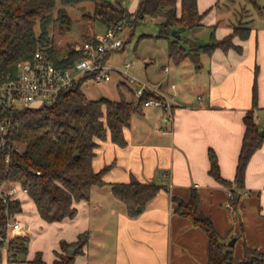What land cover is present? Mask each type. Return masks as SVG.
<instances>
[{
    "label": "crops",
    "instance_id": "obj_1",
    "mask_svg": "<svg viewBox=\"0 0 264 264\" xmlns=\"http://www.w3.org/2000/svg\"><path fill=\"white\" fill-rule=\"evenodd\" d=\"M128 1L120 2L134 12L139 0ZM235 2L197 0L203 13L201 25L190 30L207 33L194 37L213 41L234 32L235 46L200 49L197 62L190 56L177 61L168 51L170 63L164 66L163 77L147 80L173 95L172 104H150L149 108L143 104V111L134 113L124 128V145L113 141L110 133L107 139H99L93 165L96 170L106 167L105 183L93 185L89 199L75 202V215L48 221L33 198L24 195L19 218L25 222L24 234L30 236L28 252L25 259L11 261L9 243L4 242L1 264H33L38 250L45 264H55L57 252H63L61 242H75L82 233H87V241L72 264H208L206 230L175 211L173 196L188 200L193 190L199 194V209L213 220L221 238L226 242L236 238L232 245L235 262L244 257L245 243L264 252V138L247 163L244 186L235 183L246 112L253 110L264 129V6L258 3L256 7L251 0ZM244 6L249 23L235 32ZM246 30L248 34L241 36ZM114 73L119 75L118 85L126 81L124 75ZM211 149L222 176L238 190L237 209L229 205V187L210 173ZM133 177L163 185L134 214L112 190L113 182ZM38 236L41 242L33 246Z\"/></svg>",
    "mask_w": 264,
    "mask_h": 264
},
{
    "label": "trees",
    "instance_id": "obj_2",
    "mask_svg": "<svg viewBox=\"0 0 264 264\" xmlns=\"http://www.w3.org/2000/svg\"><path fill=\"white\" fill-rule=\"evenodd\" d=\"M80 1L83 0H0V75L15 74L18 63L31 58L38 47L45 50L56 64L73 65L83 52L71 49L67 55L59 57L50 36V25L58 22L60 33L71 30L73 19L66 5ZM94 1L96 12L108 23L126 18L132 25L150 17L160 18V32L165 37H168L165 33L172 34L176 29L180 37L170 38L169 55L177 61L190 56L197 62L200 49L235 46L234 32L220 39L213 38L214 43L204 47L198 45L197 38L184 35L186 30L201 25L203 13L198 9L197 0H139L134 12L128 11L120 1ZM251 1L258 3L257 0ZM247 31H243L241 36H246ZM89 77L90 74L84 75L72 87L63 89L50 103L0 108V115L7 117L8 121L6 133L0 132V184L19 181L27 186L39 213L48 221L75 215V202L89 199L93 185L105 183L103 173L106 167L96 170L93 165L99 139H107L110 133L113 141L124 145L125 126L130 124L134 113L143 111L144 101L152 96L146 92L141 97L133 94V98H127L120 91L117 99L107 96L90 98L83 89ZM253 99L256 103L257 79ZM244 121L246 128L235 175L238 187L244 186L247 163L264 138L253 110L246 112ZM209 155L210 173L229 187L231 202L237 209L240 202L238 190L232 188V180L222 176L213 149ZM162 187L157 182H143L135 177L130 181L112 183L113 193L126 202L133 214L137 212L138 205L144 206ZM173 199L177 213L188 216L195 225L206 230L209 236L208 264H264V252L247 243L244 257L235 262L232 245L221 238L213 220L199 209L197 190L191 192L188 200L178 196H173ZM21 211L20 199L12 198L8 203L0 200V236L3 239L0 248L7 235L8 221ZM29 241L28 234H17L10 239L9 260H19L16 255L19 252L26 254ZM86 241L87 233H82L75 242L62 241L63 252H57L55 264H72ZM70 247H76V251L69 252ZM31 261L33 264H45L42 251L38 250Z\"/></svg>",
    "mask_w": 264,
    "mask_h": 264
},
{
    "label": "built area",
    "instance_id": "obj_3",
    "mask_svg": "<svg viewBox=\"0 0 264 264\" xmlns=\"http://www.w3.org/2000/svg\"><path fill=\"white\" fill-rule=\"evenodd\" d=\"M125 26L126 23L121 19L109 25L102 33H97L76 45L83 55L71 66L56 64L45 50L38 47L31 58L18 63L15 74L9 72L0 75V108H21L50 103L63 89L72 87L86 74H90L89 78L94 82L102 83L111 80L114 72L124 75L125 80L133 86L136 97H141L146 92L152 94L144 101L145 105L158 104L169 107L174 101V96L164 91L158 84L131 72L130 68L134 62L126 61L124 67H115L107 61L111 51L123 46L122 32ZM171 87L175 90L176 84L171 82ZM7 129V117L0 115V132L6 133ZM7 193L11 197L23 198L29 194V190L19 181H10ZM230 195L232 196V191ZM229 205L234 207L232 202H229ZM8 225L23 230L25 222L21 218H16L13 221L9 220Z\"/></svg>",
    "mask_w": 264,
    "mask_h": 264
},
{
    "label": "rangeland",
    "instance_id": "obj_4",
    "mask_svg": "<svg viewBox=\"0 0 264 264\" xmlns=\"http://www.w3.org/2000/svg\"><path fill=\"white\" fill-rule=\"evenodd\" d=\"M113 1L116 2V0ZM131 1L132 0H129L128 3ZM238 1L243 2L244 0H237V2H235L236 5L239 4ZM257 1L264 6V0ZM258 3L256 4V7H260ZM60 5V2L58 1V6ZM96 8L97 4L94 0H83L75 4H68L66 5V9L73 19L72 29L65 33H60L58 22H53L50 25V36L52 43L56 47V50H58L59 57L67 55L71 49H77L76 45L82 41L94 37L97 33H102L106 25L116 23H108L102 15L96 12ZM262 8L264 13V7ZM253 11L254 13H257L256 9H253ZM247 12L248 11L245 6L241 8L240 19L238 20L237 25H235V32L238 28L244 26V24L249 23V20H246L245 18ZM122 20L126 23L125 30L122 32L125 44L122 48L116 49L110 53L108 62L115 67H124L126 61H132L134 62V65L130 68V71L135 73L140 78L151 80L163 77V68L166 64L170 63L167 59L170 40L176 36L171 33H165L168 37L163 36L159 27L160 18L148 17L145 20L138 21L137 24L134 23L132 25L128 19L123 18ZM196 30L195 32L193 30H186L184 35L191 36L192 38H195V34L201 35L202 37L206 36V31H202L201 29ZM198 40L203 39L199 38ZM192 44L194 45V41ZM170 65L172 66V63ZM113 74L114 75L111 80L102 83H96L90 78L87 79L83 84L86 94L92 98L101 96L119 98L121 95L120 91H122L127 98H132L133 93H131V91L134 90L132 89V85L124 80L119 82L120 85H118L119 75L117 73ZM177 80L179 81V78H177ZM145 106L146 108L151 107L149 105ZM153 106L156 107L160 105L154 104ZM9 186L10 181H3L0 184V200L5 203H8L9 199L15 198L8 195L7 192ZM18 199H20L21 202L23 200L22 198ZM19 217H21L20 212H16L13 216H11L10 220L13 221ZM24 233V230H17L8 225L7 235L4 242H8L10 239H13L17 234ZM2 240L3 239L0 236V241ZM19 242L20 241L17 243ZM40 242L41 237L38 236L37 239H35L33 246ZM1 250L4 254L3 247ZM16 255L19 260L26 258V254L20 252Z\"/></svg>",
    "mask_w": 264,
    "mask_h": 264
},
{
    "label": "water",
    "instance_id": "obj_5",
    "mask_svg": "<svg viewBox=\"0 0 264 264\" xmlns=\"http://www.w3.org/2000/svg\"><path fill=\"white\" fill-rule=\"evenodd\" d=\"M172 34L177 36V37H180V33H178L176 29L172 30ZM211 43H213V41H211V40H198V44L200 46L205 45V44H211ZM261 133L264 134V129H261ZM141 208H142V206L139 205L138 209H141ZM235 240H236V238H233L232 240L229 241V244L233 245L235 243ZM68 251L69 252H75L76 251V247H70L68 249Z\"/></svg>",
    "mask_w": 264,
    "mask_h": 264
}]
</instances>
